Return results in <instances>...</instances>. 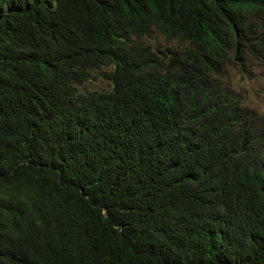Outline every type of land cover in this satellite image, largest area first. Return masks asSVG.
I'll return each mask as SVG.
<instances>
[{
	"label": "trees",
	"instance_id": "1",
	"mask_svg": "<svg viewBox=\"0 0 264 264\" xmlns=\"http://www.w3.org/2000/svg\"><path fill=\"white\" fill-rule=\"evenodd\" d=\"M263 61L264 0H0V264H264Z\"/></svg>",
	"mask_w": 264,
	"mask_h": 264
},
{
	"label": "rangeland",
	"instance_id": "2",
	"mask_svg": "<svg viewBox=\"0 0 264 264\" xmlns=\"http://www.w3.org/2000/svg\"><path fill=\"white\" fill-rule=\"evenodd\" d=\"M146 42L172 48L181 45V43L173 40L167 41L157 34H154V37L150 39H146ZM222 81L230 90L238 94L244 107L255 110L262 116L264 115V61L228 66L222 76ZM94 85L105 87L106 84L98 79L94 82Z\"/></svg>",
	"mask_w": 264,
	"mask_h": 264
}]
</instances>
